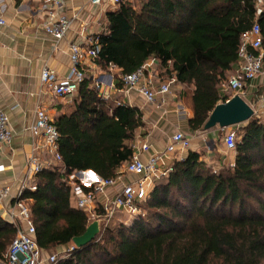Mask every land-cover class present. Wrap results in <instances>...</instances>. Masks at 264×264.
Segmentation results:
<instances>
[{
  "label": "trees",
  "instance_id": "16d2710c",
  "mask_svg": "<svg viewBox=\"0 0 264 264\" xmlns=\"http://www.w3.org/2000/svg\"><path fill=\"white\" fill-rule=\"evenodd\" d=\"M137 2L138 7L120 0L106 14L96 63L103 69L116 66L123 75L159 60L163 75L193 87L188 125L204 130L214 108L233 97L223 95L220 86L239 58L242 33L255 22L262 28L264 51V3ZM118 85L124 86L121 78ZM75 103L73 112L55 122L63 162L38 172L37 190L23 194L43 250L68 246L89 225L75 205L71 176L91 170L103 179L117 178L145 125L140 108L103 97L88 78ZM236 132L234 166L221 161L214 170L199 151L190 150L156 182L130 224L113 218L93 242L56 264H264V121L252 118ZM96 212L104 213L101 205ZM17 232L0 215V259Z\"/></svg>",
  "mask_w": 264,
  "mask_h": 264
},
{
  "label": "crops",
  "instance_id": "0c3cea01",
  "mask_svg": "<svg viewBox=\"0 0 264 264\" xmlns=\"http://www.w3.org/2000/svg\"><path fill=\"white\" fill-rule=\"evenodd\" d=\"M64 1V12L67 16L74 18V24L62 40L55 41L43 28L47 20V9L40 0H0V17L4 16L8 20V24H0V106L8 113L14 132L10 143H0V166H2L0 188L10 187L11 189L10 196L0 202V215L12 224L14 216L19 214L15 205L17 194L23 186L37 185L36 177L29 166V159L32 156H38L43 162L52 163V157L45 146L44 139L34 137L28 129L35 121L37 110H47L56 122L60 115L74 111L75 101L78 98V93L74 96H56L42 83L41 72L47 67L55 71L59 78H63L70 67V43L77 41L82 46L88 47L87 40L82 36L83 32L91 35L104 32L107 26L106 14L117 7L107 3L95 5L91 0ZM83 68L91 85L99 83L102 89L108 92V99L136 106L142 111L145 125L138 130L131 142L134 152L142 143L150 145L149 151L141 152L142 159L148 160L151 154L165 151L171 136L177 130H181L190 137H193L191 133H199L201 142H196L193 138L192 147L186 152H178L177 158L184 159L190 150L200 152L199 149L204 143L209 145L208 141L220 139L222 142L220 151L226 153L221 158L222 163L232 166L235 162L236 153L227 149L221 128L199 130L201 132L192 131L189 128L188 120L193 116V87L178 83L176 85L178 92H172L167 96L165 104L152 105L147 103L138 91H127L125 86L119 87L118 83L122 74L118 67L111 66L103 69L96 61L87 58L83 62ZM236 69L237 63L227 77ZM146 73L156 83L167 78L160 70L159 60L148 67ZM228 94L233 95L231 92ZM241 96L254 109L260 110L261 101L264 98V73L249 82ZM262 119H264L263 112L260 113V120ZM232 128L236 130L238 127ZM167 163H171V160ZM126 164L127 162L119 168L115 185L97 196V205L113 199L123 186L136 182L140 178L139 175L125 172ZM89 177L91 174L85 173L82 179L87 180ZM25 202L29 206L30 201ZM70 247L60 246L50 251L42 249L44 261L48 256L55 254L54 252H63Z\"/></svg>",
  "mask_w": 264,
  "mask_h": 264
},
{
  "label": "built area",
  "instance_id": "2783aa9c",
  "mask_svg": "<svg viewBox=\"0 0 264 264\" xmlns=\"http://www.w3.org/2000/svg\"><path fill=\"white\" fill-rule=\"evenodd\" d=\"M40 1L47 9V20L43 24L44 30L55 41L62 40L70 32L74 24V18L67 16L64 12L65 1ZM91 1L95 5L103 3L117 5L120 2V0ZM257 1L259 4L264 3V0ZM0 24H8L7 18L1 16ZM82 36L87 40L88 47L82 46L77 41L70 43V67L63 78H59L55 71L47 67L41 72L42 83L56 96L76 95L81 83L86 78L83 62L87 58L95 61L98 56L100 50L98 35L87 34L84 31ZM157 62V59H152L135 72L121 75V81L127 91L136 90L145 98L147 103L160 106L165 104L167 96L172 94L173 87L179 82L174 75L159 83H156L152 77L147 76L146 69ZM236 63L237 69L235 72L221 83L220 89L223 95L231 92L233 95L241 96L249 82L264 73L263 35L261 25L258 22H255L250 29L242 33L239 58ZM95 86L103 97H109L108 92L104 91L99 83ZM260 108V110L253 108L254 116L259 119L260 113H264V98L261 101ZM28 129L34 137H42L44 139L45 146L52 157V163H47L43 162L38 156H32L29 159V166L34 175L44 168L63 162L59 152V131L54 118L47 110H37L35 121ZM221 129L224 132L223 141L227 149L234 151L238 140L236 130L232 127ZM13 135L10 117L4 108L0 106V143H10ZM192 144L193 137L186 135L181 130H177L171 136L165 151L151 154L148 160H144L141 157V152L149 151L150 145L142 143L125 166V172L139 175L140 178L136 182L123 186L113 199L104 201L101 204L104 210L103 214L96 212L97 196L105 193L107 188L115 185L119 175L115 179H103L93 175L87 180L81 178V181L78 180L79 182L71 179L77 209H87L91 216L94 217V220L100 222L101 231L102 227H106L119 212H123L130 217L141 214L140 205L148 199L156 182L161 178L167 177L174 170L175 161L182 159L180 157L177 158L178 152L188 151ZM168 160H171V163H167ZM234 165L235 162L232 163V166ZM1 170L2 166H0ZM27 189L36 191L37 185L23 186L15 198V205L19 210V214L14 216L12 222L17 227L18 232L8 252L0 259V264H45V262L47 264H56L61 257L68 256L76 247L73 244L68 249V254L64 256L52 254L44 261L43 250L37 243L36 226L31 218L30 207L26 204V200L23 199V194ZM10 193V187L0 188V202L8 198Z\"/></svg>",
  "mask_w": 264,
  "mask_h": 264
},
{
  "label": "water",
  "instance_id": "95a60500",
  "mask_svg": "<svg viewBox=\"0 0 264 264\" xmlns=\"http://www.w3.org/2000/svg\"><path fill=\"white\" fill-rule=\"evenodd\" d=\"M254 117L253 107L240 95H234L225 103H219L211 112L208 120L204 125V130H210L215 127L231 128L247 124ZM85 173L100 177L95 172L77 171V175L81 178ZM100 222L93 221L88 225L86 231L72 239L76 248H83L93 242L100 234Z\"/></svg>",
  "mask_w": 264,
  "mask_h": 264
},
{
  "label": "rangeland",
  "instance_id": "374dc122",
  "mask_svg": "<svg viewBox=\"0 0 264 264\" xmlns=\"http://www.w3.org/2000/svg\"><path fill=\"white\" fill-rule=\"evenodd\" d=\"M133 2L136 4L137 7L139 6L137 0H133ZM173 92H178L177 91V86L173 87ZM182 95L183 94H181V96ZM262 121H264V119H262ZM235 128H237V127H235ZM199 132H201V131H199ZM191 134L193 135V138L195 139L196 142H201L199 133H194V134L191 133ZM208 143H209V145H206L204 143L203 146H202V143H201L202 148L199 149L200 153H201V158L203 160H205L206 163L208 165H210L214 170H218V169H220L221 158L223 157V155H226L225 152L223 153L222 151H220L222 142H221L220 139H217V140L214 139V140L208 141ZM224 165L230 166L229 164H224ZM72 176L73 177L70 178V180L73 179V180L81 181V177L79 175L74 173ZM82 211L88 217V224H91L93 221H95L94 217L91 216V214L89 213V211L87 209H84ZM134 218H135V216L130 217V216H128L125 213L124 214H120V215L117 214L116 218H115V221H116V223L117 222H124L126 224H130ZM72 245H73V242L70 243L68 246H72ZM54 253L58 254L59 256H64V255L68 254V249L66 251H63V252H54Z\"/></svg>",
  "mask_w": 264,
  "mask_h": 264
}]
</instances>
